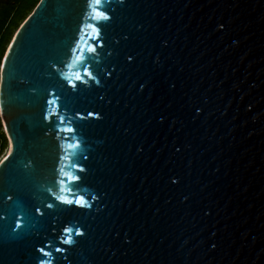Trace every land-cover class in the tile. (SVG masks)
<instances>
[{
  "label": "water",
  "instance_id": "water-1",
  "mask_svg": "<svg viewBox=\"0 0 264 264\" xmlns=\"http://www.w3.org/2000/svg\"><path fill=\"white\" fill-rule=\"evenodd\" d=\"M109 7L111 21H92L109 25L97 54L85 47L89 29L77 35L85 12L77 0H40L7 49L0 264H34L33 246L45 241L52 264H264V0ZM70 45L84 51L83 64L65 55ZM76 74L88 83L74 90ZM51 92L55 105L46 103ZM89 111L101 118L81 120ZM77 140L79 149L68 147ZM17 204L29 220L13 232ZM66 228L85 235L64 245Z\"/></svg>",
  "mask_w": 264,
  "mask_h": 264
},
{
  "label": "snow or ice",
  "instance_id": "snow-or-ice-1",
  "mask_svg": "<svg viewBox=\"0 0 264 264\" xmlns=\"http://www.w3.org/2000/svg\"><path fill=\"white\" fill-rule=\"evenodd\" d=\"M77 2H81L85 6V12L82 15L81 21L78 24L77 27V35L80 33L84 32V29L87 28L90 30V38L92 41H94L93 44L90 46L86 45L85 47L87 48V51L91 54H97V48H104V39L103 33H102V28H107L109 27L108 24H102L98 26V23H92V21L95 22H107L111 21L112 16L109 14L111 11H113L109 6L112 3V0H77ZM119 3H124V0H119ZM88 21L85 23L84 21ZM119 43V41H117ZM67 56H76V62H79L83 64L86 60L87 57L84 55V51L78 47H73L69 46L67 53H65ZM108 55H111L109 52ZM128 60H132L133 57L131 55L127 56ZM97 62L98 61H94ZM58 70V69H57ZM85 73L87 77L93 81H95L96 84L100 83V80L97 78L96 75H94L91 71H87L85 69ZM108 75H111V73H107ZM2 79V77H0ZM77 81L87 84L88 80L84 78L83 74H76L74 80H69V83L71 84L72 89L77 88ZM49 95L53 96V99H48L46 100V103L48 105H55L56 104V98H55V93L51 92ZM100 99H103V97H100ZM52 114L49 113L45 115L44 119L46 120H51ZM89 117H94L95 119H100V115L98 112H92L89 111L87 113V116H81V120H87ZM61 122H63L64 117H59ZM63 131H67L69 133H73L76 131L75 128L69 127L66 129H63ZM69 148L76 150L81 147V142L80 140H77L74 144H69ZM11 155V153L9 154ZM83 160H87V156H82ZM62 159L69 160L70 157L64 156ZM4 160H8V157L6 156ZM0 164H3V161H0ZM72 167L77 169V172L80 174H84L83 179L87 178V169L84 167H81L79 163L72 164ZM63 171V169H61ZM80 174H71L65 172L64 175L67 177L68 181L70 182H82V175ZM61 189L63 190L65 181L60 180L59 181ZM78 186V185H77ZM51 191V189H49ZM71 191V189H69ZM56 199L63 205H76L78 207H91V205L83 198V197H78V198H66L65 196H57ZM6 200L11 201L13 200V196L7 195ZM54 204L52 203H46L43 205L44 208L46 209H52L54 208ZM17 207L19 208V213H12L13 217V225H12V231L16 232L19 229H22L25 225V222L29 220V210L25 207H22L21 204H17ZM35 212L39 214V216L43 217L44 212L41 211L40 207L35 208ZM7 216L5 215H0V221L6 220ZM55 231V228L52 229ZM65 235L61 237V243L64 245H74L79 243L77 239H74V237H83L85 233L80 230V229H73V228H66L63 230ZM3 228L0 227V234H2ZM34 251L38 253V255L35 257V262L34 264H52V260L47 259L48 257H52L53 253L52 251L46 250L50 247V243L45 241L43 243V246H36L34 245ZM56 252H67L68 249L63 248V247H57L55 249ZM61 259L67 260V256L62 257Z\"/></svg>",
  "mask_w": 264,
  "mask_h": 264
},
{
  "label": "trees",
  "instance_id": "trees-1",
  "mask_svg": "<svg viewBox=\"0 0 264 264\" xmlns=\"http://www.w3.org/2000/svg\"><path fill=\"white\" fill-rule=\"evenodd\" d=\"M40 0H8L0 7V60L14 27L23 20ZM27 18V17H26ZM20 27V26H19ZM1 128V123H0ZM6 134L0 132V145L6 143Z\"/></svg>",
  "mask_w": 264,
  "mask_h": 264
},
{
  "label": "rangeland",
  "instance_id": "rangeland-1",
  "mask_svg": "<svg viewBox=\"0 0 264 264\" xmlns=\"http://www.w3.org/2000/svg\"><path fill=\"white\" fill-rule=\"evenodd\" d=\"M34 9H35V7L28 14H26L25 18L23 20H21L20 23L16 27H14L12 35H11L10 39L8 40V42L6 43L4 52H3L1 60H0V70H1L3 59H4L5 54L7 52V49L9 47L10 43L12 42V39H13L16 31L18 30L19 26H21V24L26 20V17H28ZM0 123H1L0 132H2V131H4V127L2 125L1 118H0ZM8 145H9L8 144V138H6V143H4V145H0V160L4 157V155H6V152L9 150Z\"/></svg>",
  "mask_w": 264,
  "mask_h": 264
},
{
  "label": "flooded vegetation",
  "instance_id": "flooded-vegetation-1",
  "mask_svg": "<svg viewBox=\"0 0 264 264\" xmlns=\"http://www.w3.org/2000/svg\"><path fill=\"white\" fill-rule=\"evenodd\" d=\"M7 0H0V7L3 3H5Z\"/></svg>",
  "mask_w": 264,
  "mask_h": 264
},
{
  "label": "bare ground",
  "instance_id": "bare-ground-1",
  "mask_svg": "<svg viewBox=\"0 0 264 264\" xmlns=\"http://www.w3.org/2000/svg\"><path fill=\"white\" fill-rule=\"evenodd\" d=\"M8 149L10 150V146L8 145ZM9 150L6 152V154L9 152ZM5 156V155H4Z\"/></svg>",
  "mask_w": 264,
  "mask_h": 264
}]
</instances>
